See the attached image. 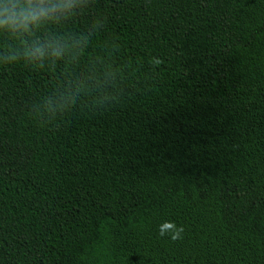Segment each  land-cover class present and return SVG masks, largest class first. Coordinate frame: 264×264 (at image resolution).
<instances>
[{
  "label": "trees",
  "instance_id": "16d2710c",
  "mask_svg": "<svg viewBox=\"0 0 264 264\" xmlns=\"http://www.w3.org/2000/svg\"><path fill=\"white\" fill-rule=\"evenodd\" d=\"M57 36L0 65V264H264V0H83L0 50Z\"/></svg>",
  "mask_w": 264,
  "mask_h": 264
},
{
  "label": "clouds",
  "instance_id": "9594fccd",
  "mask_svg": "<svg viewBox=\"0 0 264 264\" xmlns=\"http://www.w3.org/2000/svg\"><path fill=\"white\" fill-rule=\"evenodd\" d=\"M82 3L83 0H0V30H6L12 35L27 34L30 37L34 35V30L46 22L66 19ZM87 41L88 37L84 36L37 38L31 43L26 41L21 51L12 50L5 55L3 50H0V65H11L23 60L43 66L46 60L63 59L73 46L82 48ZM154 63L158 65L161 61L155 60ZM70 103H74V100L69 94L60 107L67 110ZM183 232V227L177 226L173 221L163 222L158 229L160 237L167 235L172 241L182 239Z\"/></svg>",
  "mask_w": 264,
  "mask_h": 264
}]
</instances>
